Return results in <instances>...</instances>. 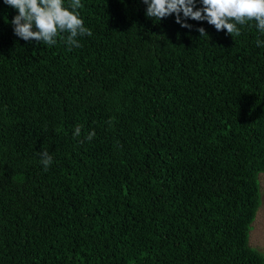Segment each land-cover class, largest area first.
<instances>
[{
	"label": "trees",
	"instance_id": "1",
	"mask_svg": "<svg viewBox=\"0 0 264 264\" xmlns=\"http://www.w3.org/2000/svg\"><path fill=\"white\" fill-rule=\"evenodd\" d=\"M81 3L69 51L17 37L0 0V264H264V35Z\"/></svg>",
	"mask_w": 264,
	"mask_h": 264
},
{
	"label": "clouds",
	"instance_id": "2",
	"mask_svg": "<svg viewBox=\"0 0 264 264\" xmlns=\"http://www.w3.org/2000/svg\"><path fill=\"white\" fill-rule=\"evenodd\" d=\"M146 5L145 15L160 21L175 15V23L182 28L191 29L187 20L206 21L217 31L239 36L240 27L249 23L264 35V0H141ZM199 3V7H197ZM3 4L17 11L10 23L14 34L24 41H35L48 46L57 44L58 39L67 45V50L79 48V37L92 36V31L85 27L80 18L81 0H3ZM200 36H207L203 27L196 29ZM258 47L264 41L256 40ZM111 123V121H109ZM81 135V126L77 125L73 136ZM95 132H90L86 139L91 140ZM39 163L44 171L52 164L53 158L48 151L38 152Z\"/></svg>",
	"mask_w": 264,
	"mask_h": 264
},
{
	"label": "rangeland",
	"instance_id": "3",
	"mask_svg": "<svg viewBox=\"0 0 264 264\" xmlns=\"http://www.w3.org/2000/svg\"><path fill=\"white\" fill-rule=\"evenodd\" d=\"M260 204L249 228V246L264 254V172L257 175Z\"/></svg>",
	"mask_w": 264,
	"mask_h": 264
}]
</instances>
